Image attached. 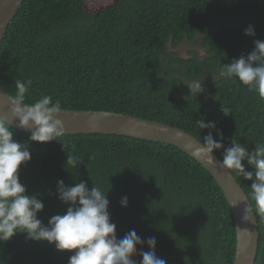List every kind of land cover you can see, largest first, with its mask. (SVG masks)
<instances>
[{
  "label": "trees",
  "instance_id": "obj_1",
  "mask_svg": "<svg viewBox=\"0 0 264 264\" xmlns=\"http://www.w3.org/2000/svg\"><path fill=\"white\" fill-rule=\"evenodd\" d=\"M249 26L253 37L244 35ZM254 40L264 41V0H23L0 43V88L13 98L15 79L31 80L25 103L50 95L62 111L158 122L200 143L209 130L196 121L204 118L215 123L214 140L222 133L223 148L214 152L221 161L232 139L249 153L264 143L260 98L220 75L222 66L254 50ZM185 42L204 55L169 53ZM210 77L202 93L190 95L185 80ZM10 129L15 141L28 145L31 159L18 169L19 182L43 202L37 214L43 224L67 211L57 181H83L89 190L95 185L107 192L118 239L133 229L141 237L137 264L153 236L155 255L166 264L233 263L229 204L209 173L176 147L114 135L59 136L41 144ZM68 154L78 157L76 169L65 166ZM230 174L251 204L252 181ZM255 219L254 264H264V216ZM72 254L22 233L0 242V264H68Z\"/></svg>",
  "mask_w": 264,
  "mask_h": 264
},
{
  "label": "clouds",
  "instance_id": "obj_2",
  "mask_svg": "<svg viewBox=\"0 0 264 264\" xmlns=\"http://www.w3.org/2000/svg\"><path fill=\"white\" fill-rule=\"evenodd\" d=\"M245 36L255 35L252 26L244 31ZM220 75L233 83L246 86L248 92H255L264 106V41L254 40V50L245 57L241 55L230 64L222 66ZM32 81L15 79V95L11 98V116L18 121V127L30 130V141L46 144L64 135L65 129L57 114L62 113L59 100L53 102L50 95H42L34 103H25V96ZM200 81H192L187 87L194 97L204 91ZM225 115V114H224ZM200 130L208 129L203 143H199L194 155L207 158L215 164V151L223 148L222 133L217 131L213 138L214 122L205 123L204 118L196 121ZM31 159L27 144L13 139L9 123L0 119V242L11 240L17 233L25 234L27 240L46 241L60 252H72L68 264H137L133 257L143 242L136 231L130 230L123 238L115 234L116 225L111 222L108 212L107 192L93 185L89 190L83 181L74 186H66L57 181L58 200L68 205L64 215L52 216L47 225L37 218L44 204L37 195H27L26 188L19 182L18 169ZM242 161H246L253 171H246ZM78 157L68 154L65 166L76 169ZM220 166L235 175L252 181L251 201L243 210L241 223L253 221L255 216H264V143L254 145V150L231 140L224 149ZM247 199V197H246ZM121 206H127V197L121 199ZM237 205H233L236 207ZM253 208L255 215H253ZM148 251H141V264H166L155 255V237L146 240Z\"/></svg>",
  "mask_w": 264,
  "mask_h": 264
},
{
  "label": "water",
  "instance_id": "obj_3",
  "mask_svg": "<svg viewBox=\"0 0 264 264\" xmlns=\"http://www.w3.org/2000/svg\"><path fill=\"white\" fill-rule=\"evenodd\" d=\"M23 0H0V43L15 12ZM11 97L0 88V119L19 132L31 135L30 130L19 128L18 121L11 116ZM64 125L65 133L70 135H114L132 139L163 143L176 147L199 163L214 179L227 200L232 212L236 249L232 264H254L258 245V227L256 219L241 223L244 208L250 202L235 182L229 171L220 166L219 159L213 155L215 164L207 162L206 157L194 155L199 141L179 129L158 122L145 121L129 116L106 112L62 111L57 114ZM233 205H237L233 207ZM254 215V213H253Z\"/></svg>",
  "mask_w": 264,
  "mask_h": 264
},
{
  "label": "rangeland",
  "instance_id": "obj_4",
  "mask_svg": "<svg viewBox=\"0 0 264 264\" xmlns=\"http://www.w3.org/2000/svg\"><path fill=\"white\" fill-rule=\"evenodd\" d=\"M190 51H196L197 55L199 56V58H201L204 55V52L202 49L199 48L198 45L196 44H192V43H188L185 42L181 47H179L177 50H170L169 49V53H171L172 55H174L175 57L178 58H187L189 56V52ZM212 79L211 77L208 79H198V81L206 83L209 82V80ZM192 82V80H185V84L187 83L188 85Z\"/></svg>",
  "mask_w": 264,
  "mask_h": 264
}]
</instances>
